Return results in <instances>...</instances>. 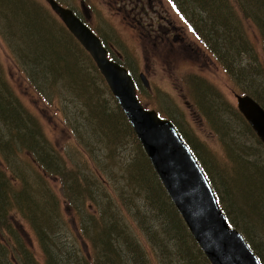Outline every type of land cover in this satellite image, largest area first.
<instances>
[{
    "label": "trees",
    "instance_id": "trees-1",
    "mask_svg": "<svg viewBox=\"0 0 264 264\" xmlns=\"http://www.w3.org/2000/svg\"><path fill=\"white\" fill-rule=\"evenodd\" d=\"M169 2L238 84L241 94L251 95L264 107V86L247 73L250 69L260 72V67L254 65L259 60L258 51L246 29L248 22L256 27L264 51V0ZM14 5L18 13L35 7L46 25L54 22L53 42L49 37H41L35 41L37 45L21 40L8 26L10 20L5 21V9H14ZM49 6L41 0H0V30L5 39L11 38V48L32 50L28 58L18 53L31 83L48 104L54 101L53 94L58 97L62 121L70 127L76 144L61 150L50 140L39 119L9 84L0 61V153L8 163L0 162V264H211L168 196L118 102L113 97L115 108L107 105L96 76L90 73L93 69L107 86L92 57L50 14ZM130 13L125 11L123 18L138 33L145 51L148 31L142 24L144 9L134 8ZM24 23L30 31V22ZM22 44L24 48H20ZM130 72L143 94V84ZM188 76L195 104L216 122L219 91L200 77ZM241 82L248 88H242ZM69 103H75V108L82 104L79 121L73 120ZM231 112L242 124L241 141H234V145L226 141L224 151L236 165L231 169L237 174L240 165L246 174L240 185L221 167L219 180L214 178L198 153H207L203 143L171 120L203 165L229 223L245 236L264 264V157L258 152L259 147L264 151V144L238 109ZM131 139L140 153L121 164L117 160L119 149L123 140L128 143ZM251 141L257 146L250 145ZM22 153L32 158L28 168L22 167ZM127 192L143 194L147 201L138 206L137 199L127 198ZM66 209L73 212L75 227ZM18 215L37 238L41 261L28 245Z\"/></svg>",
    "mask_w": 264,
    "mask_h": 264
},
{
    "label": "rangeland",
    "instance_id": "rangeland-1",
    "mask_svg": "<svg viewBox=\"0 0 264 264\" xmlns=\"http://www.w3.org/2000/svg\"><path fill=\"white\" fill-rule=\"evenodd\" d=\"M41 1L44 4H49L46 0ZM79 1L80 0H62L61 4L64 6L67 5L80 13L82 12L81 7H76ZM108 1H110L112 5H109ZM102 2V6H93V8H90L88 14L91 13V18L89 16V23L87 24L109 49L110 45L112 46L111 56L113 54L114 57L120 59L129 71L131 69L136 80L141 82V74H144L146 79H148L150 90L143 87V94L139 90L137 93L140 100L148 108L156 109L161 116L174 120L187 135L203 143L207 153H198L203 160L205 159L207 162V167L211 169L210 172L212 171L211 174L214 178L219 176L218 171L221 167L228 171L231 180L235 181L236 185H240L246 174L243 173L240 165V170L237 174L236 171L231 169V166L236 169V165L228 160V156L224 151V144L226 141L231 145H234V141L236 140L241 141L242 124L231 112L232 109H237V95L241 94L238 84L232 79L230 74L226 72L225 68L212 54L207 45L198 38L193 29L184 20L183 16H181L179 11L175 9L168 0H163L162 6H156L152 9L157 14H163L168 17L177 27V31L171 38L160 44L159 47H153L145 51L138 33L134 28L129 27L123 18L125 11L131 10L130 14L132 15L135 7H122L119 3L117 4L116 0ZM13 8L14 9H5V21L10 20L8 26L17 33V36L20 37L21 40H25L26 43L32 40V45H37L35 41L39 40L41 37H49L53 42V36H55L56 32L54 22L51 25H46L38 16L35 7L26 8L23 13H18L19 9H15V5ZM50 14L63 23L53 10ZM151 14H153L154 17L157 16V14ZM25 21L30 22V31L25 27ZM246 29L249 32L252 44L258 51L259 60L255 61L254 65L260 67L258 68L260 72L250 69L247 70V73H249V76L254 78V80L261 82V87H263L264 51H262L261 39L256 27L250 22L246 24ZM1 32L0 30V61L9 84L24 106L39 119L42 129L50 140L61 150L64 149V147L69 149L73 148L76 142L72 137L73 133L70 131V127H66L65 123L62 121V113L58 107V97L53 94L52 99H54V101L50 100L52 102L51 104H48L40 97L35 91L30 76L27 74V68L18 54H24L25 58H28V56L32 55V50L25 49L17 51L11 48V38H8L9 40L5 39ZM16 46L19 47L18 45ZM20 48H24V45L22 44ZM116 50L119 53H117ZM244 62L247 63L248 58H245ZM261 71L263 72L261 73ZM90 73L96 76V83L100 87V92L104 94L107 105L115 108L114 96L110 95L108 91L110 89L107 87L108 85L106 86L104 82L95 75L93 69H90ZM188 75L202 78V80L213 85L219 91L218 94L221 100L218 107L220 108V112L216 115L218 118L216 122L209 120L203 113V110L195 104V98L189 89V82L187 81V78L188 80L190 79ZM240 85H242V88H248L245 82H241ZM69 104L73 109L72 113L75 114L73 120L79 121L78 113L79 110L83 109L82 104L80 108H75V103ZM81 129L83 128L80 126V130ZM249 144L255 147L257 146L252 141L249 142ZM258 152L263 158L264 151L261 147H259ZM139 153V148L134 143L133 139L128 143L123 140L117 160L123 164L138 156ZM217 158L219 162L216 160ZM31 161L32 158L28 154L22 153V167L28 168L27 164H30ZM0 162H3L4 165L8 164L1 153ZM229 162V165L224 164ZM217 179L219 180V178ZM56 184L58 186L60 181ZM112 187H114V185H112ZM127 198L137 199L138 206L143 205L144 199L147 201L143 194L138 196L137 194L127 192ZM67 213L71 225L75 227L77 221L73 212L68 210ZM18 217L20 220L18 224L25 230V234L28 235L30 241H28V245H32L37 258H41V250L37 238L32 233L29 224L20 215H18ZM152 223L156 224L155 221ZM158 223L161 226L159 221ZM82 244L85 243L82 241ZM85 249H87V247H85Z\"/></svg>",
    "mask_w": 264,
    "mask_h": 264
},
{
    "label": "water",
    "instance_id": "water-1",
    "mask_svg": "<svg viewBox=\"0 0 264 264\" xmlns=\"http://www.w3.org/2000/svg\"><path fill=\"white\" fill-rule=\"evenodd\" d=\"M91 55L131 123L166 192L211 264H261L242 233L232 227L205 171L175 125L146 108L128 69L108 56L99 36L74 12L47 0ZM87 17L88 10L84 9ZM146 87L148 79L141 74ZM237 108L264 144V108L250 95H237Z\"/></svg>",
    "mask_w": 264,
    "mask_h": 264
},
{
    "label": "flooded vegetation",
    "instance_id": "flooded-vegetation-1",
    "mask_svg": "<svg viewBox=\"0 0 264 264\" xmlns=\"http://www.w3.org/2000/svg\"><path fill=\"white\" fill-rule=\"evenodd\" d=\"M47 1V0H46ZM60 4L62 0H56ZM102 1L107 0H80L79 4L76 5V7H81L82 12L78 13V15L83 20H88L91 18V13L89 14V17H86V15L83 12L84 9L93 8V6L98 7L102 6ZM167 1V0H164ZM48 2V1H47ZM109 5H112L110 1ZM117 4L119 3L122 7H135V8H142L144 9V14L146 15L142 22V24L145 26V29H147V33L145 32V37L147 40V50L151 49L152 47H156L157 43L162 44L163 42L167 41V39L171 38L174 33L177 31V27L169 20L168 17H166L163 14H157L153 11L152 8L163 5V0H116ZM170 3V2H169ZM171 4V3H170ZM67 6V5H66ZM149 7V9H148ZM146 9V10H145ZM89 12V11H88ZM157 14V16H153V14ZM168 24V25H167ZM129 27L133 28L131 24L128 25ZM112 46L110 45V49L108 48V53H112ZM117 51V50H116ZM115 51V52H116ZM117 53H119L117 51Z\"/></svg>",
    "mask_w": 264,
    "mask_h": 264
}]
</instances>
